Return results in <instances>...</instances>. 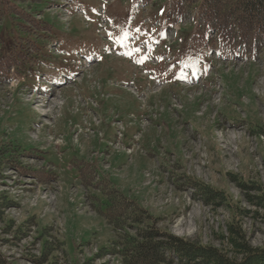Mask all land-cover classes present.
Segmentation results:
<instances>
[{"label": "rangeland", "instance_id": "1", "mask_svg": "<svg viewBox=\"0 0 264 264\" xmlns=\"http://www.w3.org/2000/svg\"><path fill=\"white\" fill-rule=\"evenodd\" d=\"M184 2L37 0L0 20V264H122L136 227L96 213L106 183L174 237L240 259L235 224L264 248L251 202L264 192V49L206 43Z\"/></svg>", "mask_w": 264, "mask_h": 264}, {"label": "trees", "instance_id": "2", "mask_svg": "<svg viewBox=\"0 0 264 264\" xmlns=\"http://www.w3.org/2000/svg\"><path fill=\"white\" fill-rule=\"evenodd\" d=\"M27 1L37 0H0V20L7 15L18 19L19 5ZM184 3L195 12L196 36L202 37L206 43L213 45L215 39L231 48L240 46L252 51L264 49V0H185ZM108 184L103 186L108 203L104 209L97 208L96 213L103 217L112 231L123 228L127 223L130 227H136L135 236H129L122 250L115 252L121 256L122 264H172L174 259L182 264H264V248H253L245 243L237 225L231 224L229 232L240 259L230 258L217 248L191 243L157 228L152 224L151 216L137 201L123 196ZM187 184L202 202L211 205L214 201H223L233 210V214L238 213L240 217V209L236 208L231 198H227L224 191L194 178H187ZM254 190L258 194L251 197L252 204L264 209L263 190L260 187Z\"/></svg>", "mask_w": 264, "mask_h": 264}, {"label": "snow or ice", "instance_id": "3", "mask_svg": "<svg viewBox=\"0 0 264 264\" xmlns=\"http://www.w3.org/2000/svg\"><path fill=\"white\" fill-rule=\"evenodd\" d=\"M137 31H139V29H137ZM130 37H129V34H128V32L127 31H125L124 32V34H123V37H122V39H124V40H127V39H129ZM119 42V41H118ZM145 43H147V41H145ZM126 46V45H125ZM136 51H140L139 49H136ZM149 51H151V48H149ZM147 59V57H144V60H146ZM138 63H143L144 61L143 60H138L137 61Z\"/></svg>", "mask_w": 264, "mask_h": 264}, {"label": "bare ground", "instance_id": "4", "mask_svg": "<svg viewBox=\"0 0 264 264\" xmlns=\"http://www.w3.org/2000/svg\"><path fill=\"white\" fill-rule=\"evenodd\" d=\"M40 98V100H38L39 102H42L41 100H44L42 97H38V99ZM52 100L53 99H51V102H50V104H49V102H48V106H50L51 105V107L53 106V102H52ZM40 104H42V103H40ZM42 107H43V105H41ZM50 107V108H51ZM43 114H45V113H43Z\"/></svg>", "mask_w": 264, "mask_h": 264}]
</instances>
